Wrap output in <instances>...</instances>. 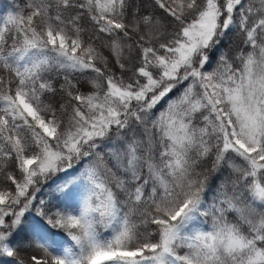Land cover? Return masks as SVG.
I'll return each instance as SVG.
<instances>
[{
  "label": "snow or ice",
  "instance_id": "snow-or-ice-1",
  "mask_svg": "<svg viewBox=\"0 0 264 264\" xmlns=\"http://www.w3.org/2000/svg\"><path fill=\"white\" fill-rule=\"evenodd\" d=\"M0 264H264V0L14 2Z\"/></svg>",
  "mask_w": 264,
  "mask_h": 264
},
{
  "label": "trees",
  "instance_id": "trees-1",
  "mask_svg": "<svg viewBox=\"0 0 264 264\" xmlns=\"http://www.w3.org/2000/svg\"><path fill=\"white\" fill-rule=\"evenodd\" d=\"M15 3H22V0H0V24L3 22V17L7 14L8 11L13 10ZM54 187V185L50 186ZM50 188L45 189V193H47ZM47 198V197H45Z\"/></svg>",
  "mask_w": 264,
  "mask_h": 264
}]
</instances>
